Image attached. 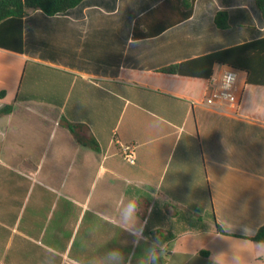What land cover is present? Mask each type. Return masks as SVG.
<instances>
[{"label":"crops","instance_id":"obj_1","mask_svg":"<svg viewBox=\"0 0 264 264\" xmlns=\"http://www.w3.org/2000/svg\"><path fill=\"white\" fill-rule=\"evenodd\" d=\"M21 36L0 48V264H264V84L240 71L231 111L160 72L263 39L256 0H84Z\"/></svg>","mask_w":264,"mask_h":264},{"label":"trees","instance_id":"obj_2","mask_svg":"<svg viewBox=\"0 0 264 264\" xmlns=\"http://www.w3.org/2000/svg\"><path fill=\"white\" fill-rule=\"evenodd\" d=\"M84 0H0V48L10 51H22V21L31 11H42L46 16L53 17L65 14L79 6ZM256 4L264 19V0H256ZM187 17L191 12V5H185ZM215 24L219 29H228V15L226 12H218ZM13 28L11 33H1L4 28ZM15 29L18 31L15 32ZM231 66L248 74V82L252 84H264V38L252 43L243 44L226 50L215 52L191 62L170 66L160 72L169 75H179L198 79L210 80L215 65ZM11 111V107L4 108L0 113ZM73 132V128L70 127ZM94 146V144H93ZM200 158L201 149L199 147ZM203 166V162H202ZM205 174V173H204ZM208 190L207 218L214 220L213 205ZM174 235L169 239H173ZM256 242L264 243V226L256 235L249 238ZM208 255L207 252H201ZM153 264H165L162 258L154 260Z\"/></svg>","mask_w":264,"mask_h":264},{"label":"built area","instance_id":"obj_3","mask_svg":"<svg viewBox=\"0 0 264 264\" xmlns=\"http://www.w3.org/2000/svg\"><path fill=\"white\" fill-rule=\"evenodd\" d=\"M243 88L240 85V71L231 66H222L220 74L210 79L209 93L204 102L212 107L238 111ZM122 155L131 165L136 163L135 147L122 146Z\"/></svg>","mask_w":264,"mask_h":264},{"label":"clouds","instance_id":"obj_4","mask_svg":"<svg viewBox=\"0 0 264 264\" xmlns=\"http://www.w3.org/2000/svg\"><path fill=\"white\" fill-rule=\"evenodd\" d=\"M137 211V205L135 202H129L122 211V217L124 220H131L134 218ZM153 259L155 257H152ZM108 259L110 261L116 262V264H119V261L122 260V254L118 251H112L108 254Z\"/></svg>","mask_w":264,"mask_h":264}]
</instances>
